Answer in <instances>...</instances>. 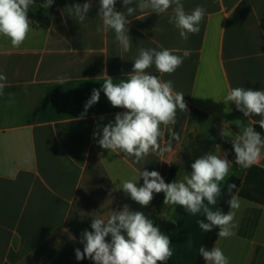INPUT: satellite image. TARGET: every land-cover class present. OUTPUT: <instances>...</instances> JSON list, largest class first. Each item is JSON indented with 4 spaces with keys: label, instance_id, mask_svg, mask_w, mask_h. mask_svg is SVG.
<instances>
[{
    "label": "crops",
    "instance_id": "0c3cea01",
    "mask_svg": "<svg viewBox=\"0 0 264 264\" xmlns=\"http://www.w3.org/2000/svg\"><path fill=\"white\" fill-rule=\"evenodd\" d=\"M85 2L57 0L48 9L34 4L30 9L38 14L29 10L32 30L18 48L0 36V72L7 77L0 96V264H94L75 257V249L83 251L82 233L92 231V218L107 220L125 204L169 236L173 256L167 264H196L209 233L199 227L202 214L164 205V193L144 207L119 188L124 180H138L139 170L158 171L166 181L177 166L175 180H182L197 158L219 155L244 127L258 125L260 117H245L222 99L235 87L264 90V0H182L188 12L207 10L199 33L187 40L168 23L171 9L162 15L137 12L128 17V53L119 50L114 32L96 31L102 23L99 0H91L83 23L68 14V7ZM116 10L125 11L121 0ZM39 18H49L50 25L43 27ZM140 47L177 55L189 50L190 56L172 74L147 70L184 93L187 111H177L175 125L161 126L163 151L135 164L134 157L103 149L93 137L97 125L102 136V126L124 109L113 107L101 90L99 101L81 114L107 76L114 83L126 79ZM60 76L70 79L60 85ZM231 177L241 181L235 235L217 236L213 247L230 264H264V153L248 169L230 168L226 182Z\"/></svg>",
    "mask_w": 264,
    "mask_h": 264
},
{
    "label": "clouds",
    "instance_id": "9594fccd",
    "mask_svg": "<svg viewBox=\"0 0 264 264\" xmlns=\"http://www.w3.org/2000/svg\"><path fill=\"white\" fill-rule=\"evenodd\" d=\"M35 2L36 0H0V36L8 38L13 47H20L32 30L33 21L28 12ZM53 3L54 0H44L40 7L48 9ZM121 3L125 11L116 10L117 0H99L97 16L102 23L97 25L96 31L114 32V42L122 53L131 51V21L128 17L137 12L150 10L151 13L162 15L171 9L168 23L179 30L182 39L187 40L190 34L199 33L207 11L203 6H196L188 12L182 0H135V7L130 6L134 0H121ZM91 8V0H86L83 4L76 3L68 7L67 12L79 23H83ZM136 19H139L138 15ZM153 30L162 32L164 29L155 26ZM189 56V50L177 55L168 48L161 47L157 50L140 47L138 55L133 58L132 71L127 74L126 79L114 83L113 78L107 76L102 89H93L81 118L99 101L101 90L113 107L124 109L115 115L114 122L109 121L102 126V136L101 126L97 125L93 137H99L97 143L101 148L134 157L135 164H141L150 153L163 151L159 143L163 135L161 126L175 125L177 111H187V104L184 93L175 91L171 80L164 81L161 76L153 75L147 70L154 66L161 75L172 74ZM67 79L70 77H58V84L62 85ZM6 80V75L0 72V96L4 95ZM222 100L226 105L234 102L236 109L245 117H260L256 123L264 130V90L235 87ZM231 142L236 165L248 169L260 162L264 153V135L253 126L244 127L242 134ZM231 165L226 155L209 152L191 164V172L182 180L166 183L158 171L139 170L138 180H124L119 189L144 207L151 204L154 194L164 193V205L182 206L191 215L200 213L205 217L198 221L200 229L204 232L218 229V237L230 238L235 235V216L242 203L237 185L226 183ZM140 178L143 179V184L138 186ZM222 184H226L229 196L227 212L222 208L214 210L212 207L222 197ZM167 219L176 223V219L171 216ZM91 229L92 231L85 230L82 233L80 242L83 244V251L75 249L77 260L87 257L94 264H167L173 256L169 236L161 232L143 212L130 210L127 204L110 214L107 220L92 218ZM199 255L206 264H230L229 258L219 247L207 249L202 246L199 248Z\"/></svg>",
    "mask_w": 264,
    "mask_h": 264
},
{
    "label": "trees",
    "instance_id": "16d2710c",
    "mask_svg": "<svg viewBox=\"0 0 264 264\" xmlns=\"http://www.w3.org/2000/svg\"><path fill=\"white\" fill-rule=\"evenodd\" d=\"M43 2H44V0H36L35 4L41 5ZM56 6H57V0H54L53 5L50 7L56 8ZM38 21H40V23H41V25H43V27H48L50 25L49 18H39ZM254 128L256 131L261 132V134L264 135V130L260 129L259 125L254 126ZM176 172H177V166H172L170 174H169V176L165 182L166 183L174 182ZM226 183H235L237 185V187L239 188L241 181L237 177H231L228 179V181ZM222 189L224 190L222 197L220 199H218V202L220 204L219 208H222L225 212H227L228 211L227 200L229 199V196L227 195V192H226V184L223 185ZM217 232H218V229H214L208 233L207 238L205 240V243L203 245L205 248L211 249L213 247V245L216 241V238L218 236ZM196 264H206V262L199 255Z\"/></svg>",
    "mask_w": 264,
    "mask_h": 264
},
{
    "label": "built area",
    "instance_id": "2783aa9c",
    "mask_svg": "<svg viewBox=\"0 0 264 264\" xmlns=\"http://www.w3.org/2000/svg\"><path fill=\"white\" fill-rule=\"evenodd\" d=\"M219 155L221 156L226 155V158L232 163L231 168L234 166H239L235 164L236 157L232 145L221 150Z\"/></svg>",
    "mask_w": 264,
    "mask_h": 264
},
{
    "label": "rangeland",
    "instance_id": "374dc122",
    "mask_svg": "<svg viewBox=\"0 0 264 264\" xmlns=\"http://www.w3.org/2000/svg\"><path fill=\"white\" fill-rule=\"evenodd\" d=\"M30 11H32L33 13H35V14H38V11L37 10H35V9H30ZM234 167H236V166H234Z\"/></svg>",
    "mask_w": 264,
    "mask_h": 264
}]
</instances>
